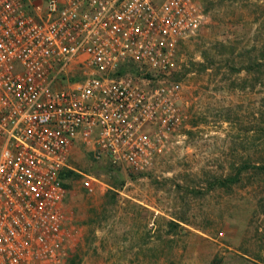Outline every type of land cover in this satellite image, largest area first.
<instances>
[{
  "label": "built area",
  "instance_id": "built-area-1",
  "mask_svg": "<svg viewBox=\"0 0 264 264\" xmlns=\"http://www.w3.org/2000/svg\"><path fill=\"white\" fill-rule=\"evenodd\" d=\"M206 19L204 0H0V264L68 263L77 145L142 172L177 142L180 50Z\"/></svg>",
  "mask_w": 264,
  "mask_h": 264
},
{
  "label": "rangeland",
  "instance_id": "rangeland-1",
  "mask_svg": "<svg viewBox=\"0 0 264 264\" xmlns=\"http://www.w3.org/2000/svg\"><path fill=\"white\" fill-rule=\"evenodd\" d=\"M204 7L180 50L177 142L142 172L73 150L67 264H264V0Z\"/></svg>",
  "mask_w": 264,
  "mask_h": 264
},
{
  "label": "trees",
  "instance_id": "trees-1",
  "mask_svg": "<svg viewBox=\"0 0 264 264\" xmlns=\"http://www.w3.org/2000/svg\"><path fill=\"white\" fill-rule=\"evenodd\" d=\"M73 174L72 171H66L62 173V179L65 181L69 175ZM65 187H67V185L65 184Z\"/></svg>",
  "mask_w": 264,
  "mask_h": 264
}]
</instances>
